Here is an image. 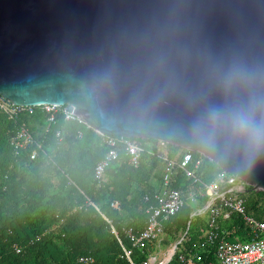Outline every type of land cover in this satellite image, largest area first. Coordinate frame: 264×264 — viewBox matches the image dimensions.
<instances>
[{
    "label": "water",
    "instance_id": "obj_1",
    "mask_svg": "<svg viewBox=\"0 0 264 264\" xmlns=\"http://www.w3.org/2000/svg\"><path fill=\"white\" fill-rule=\"evenodd\" d=\"M0 94L264 191V0H0Z\"/></svg>",
    "mask_w": 264,
    "mask_h": 264
},
{
    "label": "trees",
    "instance_id": "obj_2",
    "mask_svg": "<svg viewBox=\"0 0 264 264\" xmlns=\"http://www.w3.org/2000/svg\"><path fill=\"white\" fill-rule=\"evenodd\" d=\"M50 116L41 106L18 118L0 110V264H83L84 256L94 258L92 264H148L161 247L174 243L178 248L167 264H184L181 256L195 254L204 263L216 260V245L206 236L209 212L203 211L210 193L179 167L172 186L185 198L202 186L197 201L187 200L165 220L161 242L157 239L140 247L127 233L146 227L148 209L157 204L156 195L163 190L165 166L151 153L159 140L132 138L147 145L140 166L135 167L119 138V156L98 179L96 167L111 149L107 135L85 121L67 119L62 111L54 121ZM23 124L34 142L17 150L13 138ZM168 147L178 160L187 151L170 143ZM34 150L38 151L35 159ZM192 153L190 168L196 177L207 185L218 181L225 170L204 154ZM240 196L248 212L264 221V191L246 186ZM218 225L220 236L227 240L253 237L251 226L239 213L221 216Z\"/></svg>",
    "mask_w": 264,
    "mask_h": 264
},
{
    "label": "built area",
    "instance_id": "obj_3",
    "mask_svg": "<svg viewBox=\"0 0 264 264\" xmlns=\"http://www.w3.org/2000/svg\"><path fill=\"white\" fill-rule=\"evenodd\" d=\"M41 106L47 113H49L50 119L55 120L57 113L62 111L67 119L84 121L79 115L69 111L65 106L57 104H44ZM33 105H17L11 99L6 98L0 94V110L7 113L13 118L24 112L34 111ZM123 140L125 149L129 154L130 164L135 167L140 166L143 156L146 152L147 145L142 142L121 136L107 135L106 141L111 149L107 152L104 159L96 167V177L102 179L106 168L110 161L116 159L119 156L118 145ZM34 142V137L29 129L23 124L13 138V144L17 150H21ZM151 153L157 155L158 158L164 163V186L161 193L156 195L157 204L151 205L148 209L149 218L146 227L140 231H134L132 228L127 231L130 239L140 247H143L149 241L159 239L161 235L165 233V220L169 219L172 215L176 214L187 200L197 201L198 194L202 190V186H199L197 191H190L187 198L184 197L183 192L172 186V177L175 174L176 168L184 170L189 177H195L196 181L204 185L210 193V199L203 211L209 212V224L210 227L206 233L207 241L216 245L217 258L215 261L204 263L200 254H195L189 258L181 256V260L184 264H264V221L257 219L250 214L247 210L245 200L240 196V193L246 189L245 182L236 177L235 175L225 171L219 176L218 181L212 184H205L203 180L196 177L195 170L190 166L194 160V156L191 150L184 152L182 158L178 160L172 156V151L168 147V142L159 140L157 149L151 148ZM38 155V151L34 150L32 158L35 159ZM200 161L196 163L198 167ZM221 184L227 188L222 189ZM236 212L242 215L245 222L251 226L253 237L249 241H230L220 236L218 221L221 216L229 217L231 213ZM126 254L129 256L130 252L126 250ZM152 257L148 264H153ZM80 261L83 264H92L94 258L81 257Z\"/></svg>",
    "mask_w": 264,
    "mask_h": 264
},
{
    "label": "rangeland",
    "instance_id": "obj_4",
    "mask_svg": "<svg viewBox=\"0 0 264 264\" xmlns=\"http://www.w3.org/2000/svg\"><path fill=\"white\" fill-rule=\"evenodd\" d=\"M174 245L175 243L164 247L161 253H159L158 251L154 253L152 257H158V258L156 260L153 259V264H162L163 262L168 260Z\"/></svg>",
    "mask_w": 264,
    "mask_h": 264
},
{
    "label": "crops",
    "instance_id": "obj_5",
    "mask_svg": "<svg viewBox=\"0 0 264 264\" xmlns=\"http://www.w3.org/2000/svg\"><path fill=\"white\" fill-rule=\"evenodd\" d=\"M165 239V235L163 234V235H161L160 237H159V242H161L162 240H164ZM163 249H164V247H161L160 248V250L158 251L159 253H161L162 251H163ZM170 257V256H169ZM158 257H156V259H157Z\"/></svg>",
    "mask_w": 264,
    "mask_h": 264
}]
</instances>
